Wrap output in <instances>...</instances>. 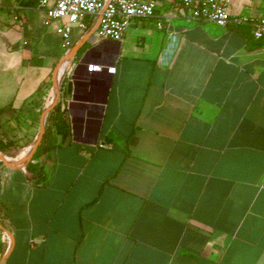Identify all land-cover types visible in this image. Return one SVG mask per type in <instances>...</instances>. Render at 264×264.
Returning <instances> with one entry per match:
<instances>
[{"label":"crops","instance_id":"1","mask_svg":"<svg viewBox=\"0 0 264 264\" xmlns=\"http://www.w3.org/2000/svg\"><path fill=\"white\" fill-rule=\"evenodd\" d=\"M46 19L0 0V264H264V39L171 1L119 46L88 18L65 50ZM58 102L70 133L39 184L25 162Z\"/></svg>","mask_w":264,"mask_h":264},{"label":"built area","instance_id":"2","mask_svg":"<svg viewBox=\"0 0 264 264\" xmlns=\"http://www.w3.org/2000/svg\"><path fill=\"white\" fill-rule=\"evenodd\" d=\"M167 1L189 10L192 19L222 27L229 23L250 26L255 40L264 39V17L232 15L233 0H39V7L46 13V25L58 24L56 31L63 39V48L69 50L74 25L88 30L85 20L91 18L96 24L97 39L120 42L133 21L153 17L157 6ZM105 68L103 65L90 66L97 72ZM108 71L115 74L116 68Z\"/></svg>","mask_w":264,"mask_h":264},{"label":"trees","instance_id":"3","mask_svg":"<svg viewBox=\"0 0 264 264\" xmlns=\"http://www.w3.org/2000/svg\"><path fill=\"white\" fill-rule=\"evenodd\" d=\"M53 133H57L62 137V143H65L70 133V126L66 121L65 110L62 109L61 102H58L55 106L51 108V112L49 113L47 118V125L42 140L38 148L36 149L34 156L26 165V169L31 175L32 179H34L35 182L39 184L46 181L47 174L45 171V167L41 163L37 162V160L41 156L46 155L50 151L61 146L53 141ZM12 146L13 143L4 144L1 142L0 150L4 152Z\"/></svg>","mask_w":264,"mask_h":264},{"label":"water","instance_id":"4","mask_svg":"<svg viewBox=\"0 0 264 264\" xmlns=\"http://www.w3.org/2000/svg\"><path fill=\"white\" fill-rule=\"evenodd\" d=\"M101 45L119 46L120 43H119V42H115V41H104V42L99 43L98 45H95V48H97L98 46H101ZM79 48H80V46L77 47V49H79ZM77 49H76V50H77ZM116 54H117V52H116ZM73 80H74V77H73V79H72V82L68 84L67 91H68V94H69V95H73V94L75 93L76 83H75V81H73ZM58 93H59V89L57 90V98L55 99L54 102H56L57 99H58ZM47 113H48V111L46 112V114H47ZM43 129H44V126H43L42 129H41V134H40V136H39V139L37 140V142H36V144L34 145V147L31 149V151H30V153H29V155H28V157H27L25 163L30 162V160H31L32 157H33L34 152H35L36 149L38 148V146H39V144H40V142H41V140H42V137H43Z\"/></svg>","mask_w":264,"mask_h":264},{"label":"rangeland","instance_id":"5","mask_svg":"<svg viewBox=\"0 0 264 264\" xmlns=\"http://www.w3.org/2000/svg\"><path fill=\"white\" fill-rule=\"evenodd\" d=\"M77 26V25H76ZM81 54V53H80ZM0 135H1V133H0Z\"/></svg>","mask_w":264,"mask_h":264}]
</instances>
